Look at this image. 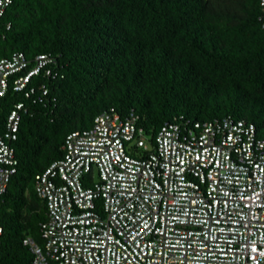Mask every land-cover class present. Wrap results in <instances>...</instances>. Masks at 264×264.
<instances>
[{
  "label": "built area",
  "instance_id": "obj_1",
  "mask_svg": "<svg viewBox=\"0 0 264 264\" xmlns=\"http://www.w3.org/2000/svg\"><path fill=\"white\" fill-rule=\"evenodd\" d=\"M11 2L0 0V16ZM257 3L264 27V0ZM56 56H1L0 92L10 85L33 93L31 75H53ZM21 109L14 102L0 127V194L15 171ZM136 119L131 109L125 116L113 108L95 113L88 126L68 131L61 155L34 174L45 218L40 241L21 238L30 264L262 263L264 137L254 123L230 114L173 116L150 141Z\"/></svg>",
  "mask_w": 264,
  "mask_h": 264
},
{
  "label": "trees",
  "instance_id": "obj_2",
  "mask_svg": "<svg viewBox=\"0 0 264 264\" xmlns=\"http://www.w3.org/2000/svg\"><path fill=\"white\" fill-rule=\"evenodd\" d=\"M257 13V0H12L0 16V57L50 51L57 62L53 75H31L28 96L10 85L0 96V127L14 102L25 108L12 141L15 171L0 194V264H30L21 238L40 241L45 218L34 174L61 155L68 131L103 109H131L150 141L173 116L224 114L250 120L264 137Z\"/></svg>",
  "mask_w": 264,
  "mask_h": 264
},
{
  "label": "snow or ice",
  "instance_id": "obj_3",
  "mask_svg": "<svg viewBox=\"0 0 264 264\" xmlns=\"http://www.w3.org/2000/svg\"><path fill=\"white\" fill-rule=\"evenodd\" d=\"M2 95H3V92H0V96H2ZM229 139H231V137H230ZM143 231H144V229L141 228V229H140V232H143ZM136 235H138V234H135V233L133 234V239H135V236H136ZM251 250H252V252H256V251H257V249H256L255 246H253Z\"/></svg>",
  "mask_w": 264,
  "mask_h": 264
},
{
  "label": "rangeland",
  "instance_id": "obj_4",
  "mask_svg": "<svg viewBox=\"0 0 264 264\" xmlns=\"http://www.w3.org/2000/svg\"><path fill=\"white\" fill-rule=\"evenodd\" d=\"M96 176H94V178H95ZM259 264H263V262L262 263H259Z\"/></svg>",
  "mask_w": 264,
  "mask_h": 264
}]
</instances>
